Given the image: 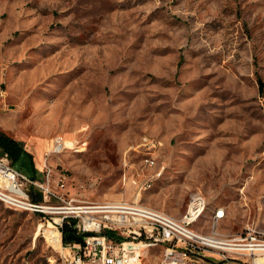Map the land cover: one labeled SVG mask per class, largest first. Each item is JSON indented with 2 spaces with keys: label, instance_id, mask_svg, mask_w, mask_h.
Returning a JSON list of instances; mask_svg holds the SVG:
<instances>
[{
  "label": "rangeland",
  "instance_id": "rangeland-1",
  "mask_svg": "<svg viewBox=\"0 0 264 264\" xmlns=\"http://www.w3.org/2000/svg\"><path fill=\"white\" fill-rule=\"evenodd\" d=\"M0 129L68 195L264 232V0H0ZM44 216L0 201V264H66Z\"/></svg>",
  "mask_w": 264,
  "mask_h": 264
},
{
  "label": "built area",
  "instance_id": "built-area-1",
  "mask_svg": "<svg viewBox=\"0 0 264 264\" xmlns=\"http://www.w3.org/2000/svg\"><path fill=\"white\" fill-rule=\"evenodd\" d=\"M52 141L55 151L64 144L60 135ZM155 160L151 156L150 161L143 162L152 167ZM44 174L42 179L32 177L17 169L7 153L1 155L0 201L8 207L45 213L48 228L44 233L54 230L61 234L63 260H69V264H143L146 259L147 264H205L210 256L257 264L255 260L264 256V232L256 227L248 226L233 235L219 232L218 221L225 216L223 208L217 209L212 233L196 229L194 225L207 207L200 192L185 211V219L176 220L169 212L168 218H161V211L165 210L141 205L137 200L79 199L63 191V176L54 186V171L47 166ZM151 182L152 179H146L142 187ZM135 183L138 184L136 180ZM39 197L40 201L34 200ZM65 222L83 236L82 242L64 245ZM106 230L114 232V236L105 234ZM197 234H206V241H197Z\"/></svg>",
  "mask_w": 264,
  "mask_h": 264
},
{
  "label": "trees",
  "instance_id": "trees-1",
  "mask_svg": "<svg viewBox=\"0 0 264 264\" xmlns=\"http://www.w3.org/2000/svg\"><path fill=\"white\" fill-rule=\"evenodd\" d=\"M263 83L261 82L260 90H263ZM0 148L4 153H7L14 166H17L21 171L27 172L32 177H37V170L35 168L33 155L25 149L23 144L16 138L8 135L0 129ZM17 163L19 165H17ZM35 201H40L41 197L34 198ZM63 243L65 246L71 243H80L83 241V236L77 234L73 225L64 223L62 227ZM105 234L110 237L114 236V232L106 230Z\"/></svg>",
  "mask_w": 264,
  "mask_h": 264
},
{
  "label": "bare ground",
  "instance_id": "bare-ground-1",
  "mask_svg": "<svg viewBox=\"0 0 264 264\" xmlns=\"http://www.w3.org/2000/svg\"><path fill=\"white\" fill-rule=\"evenodd\" d=\"M53 143V141H52ZM51 143V148H50V152H53L55 151V147L52 145ZM67 148H72V149H75L76 146L74 144V142H71V141H66L64 139V144L63 146L60 148V149H57L56 151L57 152H61L63 151L64 149H67ZM69 150V149H68ZM78 150V149H77ZM151 160V157H146L144 161H150ZM157 165V161L155 160V165H153L152 167L156 166ZM163 171L160 170L159 172H157L154 177L152 178V182L153 180H156L158 179L160 176V174L162 173ZM152 182L151 184L148 186V187H143V188H149L152 186ZM193 200H197V193L193 194L191 196V199L189 201V204L188 206H192L193 205ZM141 205H146L144 203L141 202ZM187 206V208H188ZM187 208L185 211H187ZM207 207H205L203 210H202V216L203 214L205 213V210H206ZM221 209V208H219ZM30 211H35V210H30ZM216 215H217V211L215 212L214 214V218H216ZM161 218H168V212L167 211H161ZM185 219V212L180 216V217H177L176 216V220H184ZM204 232V231H203ZM39 233V232H38ZM37 233V234H38ZM204 233H212V230L210 232H204ZM46 234H49V235H44L47 240L50 239V243H51V246L54 248V249H59L61 247V234L52 230L51 233H46ZM49 238V239H48ZM197 241H206V234H197ZM66 264H69V260H64ZM255 262L257 264H264V256L263 257H259L255 260Z\"/></svg>",
  "mask_w": 264,
  "mask_h": 264
}]
</instances>
